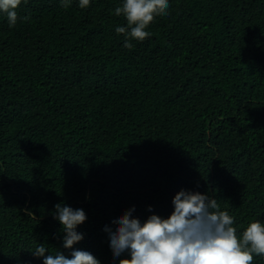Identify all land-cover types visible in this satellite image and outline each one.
<instances>
[{
    "label": "trees",
    "instance_id": "trees-1",
    "mask_svg": "<svg viewBox=\"0 0 264 264\" xmlns=\"http://www.w3.org/2000/svg\"><path fill=\"white\" fill-rule=\"evenodd\" d=\"M122 3L21 0L13 27L0 12V264H43L40 244L119 264L105 226L133 206L167 218L181 190L238 235L264 223V0H169L131 49ZM57 203L87 215L72 249Z\"/></svg>",
    "mask_w": 264,
    "mask_h": 264
},
{
    "label": "clouds",
    "instance_id": "clouds-1",
    "mask_svg": "<svg viewBox=\"0 0 264 264\" xmlns=\"http://www.w3.org/2000/svg\"><path fill=\"white\" fill-rule=\"evenodd\" d=\"M70 3L71 0H61L64 8ZM20 4L21 0H0V12L6 14L9 27L17 22L16 9ZM89 5L90 0H79L81 9ZM168 9L169 0H123L114 12L127 22L126 27L115 28L117 34L126 38L124 47L131 49L132 39L142 42L150 37L146 29L157 16L168 15ZM172 203L174 211L167 218L153 214L141 222L133 217V206L112 221L115 230L105 226L113 258L130 256L120 259L119 264H253L254 255L264 256V223L253 220L238 235L234 218L220 210L216 199L181 190ZM54 207L53 218L60 222L64 233L63 247L72 249L84 238L77 228L87 220V215L83 209L63 203ZM46 251L40 244L32 254L43 257V264H101L84 250L71 251V258L61 252L45 256Z\"/></svg>",
    "mask_w": 264,
    "mask_h": 264
}]
</instances>
